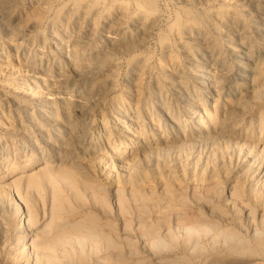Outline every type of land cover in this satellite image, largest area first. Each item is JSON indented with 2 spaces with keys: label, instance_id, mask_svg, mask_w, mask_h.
Masks as SVG:
<instances>
[{
  "label": "rangeland",
  "instance_id": "rangeland-1",
  "mask_svg": "<svg viewBox=\"0 0 264 264\" xmlns=\"http://www.w3.org/2000/svg\"><path fill=\"white\" fill-rule=\"evenodd\" d=\"M158 1L165 10L174 9L170 0ZM260 7L257 2L253 9ZM263 18L256 16L262 27ZM149 50L154 51L153 43ZM9 82L0 78V89L14 91ZM116 84L111 94L87 105L93 134L86 133L84 141H91L92 153L79 149L83 138L71 146L78 151L75 175L81 196L73 198L69 187H61L66 204L60 225L76 250L67 240H56L58 255L68 251L70 256L57 264H264V96L231 109L226 131L214 125L201 137L188 127L177 130L165 123L156 131L128 122L132 131L122 139L127 154L119 152L123 145L117 144L120 138L111 123L134 107L142 118H156L160 104L145 94L137 98L123 74ZM148 85L156 88L151 79ZM69 100L61 98L65 105ZM168 102L176 120L183 121L181 104ZM52 105V117L63 124L58 104ZM23 111L0 105V123L8 130L0 136V264L40 261L37 246L56 231L50 222L52 186L44 171L60 165L54 151L59 141L38 122L34 110H29L32 122ZM67 111L70 120L76 118ZM117 160L131 166L123 170ZM133 189L145 197L133 200ZM118 194L126 199L119 200ZM90 214L98 221L94 228L69 231L68 222ZM189 227L195 231L188 232Z\"/></svg>",
  "mask_w": 264,
  "mask_h": 264
},
{
  "label": "bare ground",
  "instance_id": "bare-ground-1",
  "mask_svg": "<svg viewBox=\"0 0 264 264\" xmlns=\"http://www.w3.org/2000/svg\"><path fill=\"white\" fill-rule=\"evenodd\" d=\"M170 2L174 9L165 10L158 0H0V78L14 87L13 92L9 87L0 89V105L18 113L24 109L29 122L34 121L29 113L34 110L38 122L59 141L54 151L60 167L44 171L52 186L50 222L56 231L37 246L40 261L24 264H57L60 258L69 259L68 251L63 257L58 255L56 240H67L76 250L60 225L66 204L61 187L66 185L73 198L80 199L75 175L78 151L71 146L83 138L79 149L92 153L91 141H84L86 133L93 134L87 105L115 91L118 75L123 74L137 98L145 94L160 104L156 118L150 114L142 118L135 107L125 114L115 109L123 116H117L111 127L120 138L117 144L123 145L119 152L127 154L122 139L132 131L128 122L141 127L147 124L156 131L165 123L177 130L188 127L201 137L214 125L226 131L232 122L231 109L264 96V27L256 19L264 17V0ZM257 2L261 7L255 10ZM151 43L154 51L149 50ZM243 66L247 71L241 70ZM150 79L154 90L149 89ZM235 79L239 87L233 88ZM61 98L70 100L65 105ZM173 100L183 108V121L176 120L175 111L170 110L168 101ZM55 102L64 120L60 125L51 115ZM68 108L75 119H69ZM7 131L0 123V136ZM117 161L123 170L131 166L129 161ZM118 195L119 200L126 199ZM129 195L136 201L145 197L136 189ZM80 218L68 222L69 231H88L98 224L91 214Z\"/></svg>",
  "mask_w": 264,
  "mask_h": 264
}]
</instances>
